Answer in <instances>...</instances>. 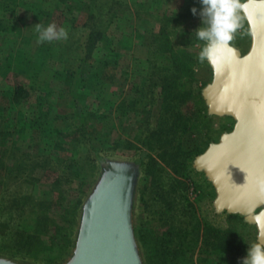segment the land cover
<instances>
[{"label": "rangeland", "instance_id": "rangeland-1", "mask_svg": "<svg viewBox=\"0 0 264 264\" xmlns=\"http://www.w3.org/2000/svg\"><path fill=\"white\" fill-rule=\"evenodd\" d=\"M200 10L199 0H0V106L6 109L0 121L1 257L64 262L103 159L139 165L133 226L144 264L161 235L185 227L192 238L198 223L200 235L205 225L234 233L246 256L256 227L239 215L216 214L213 187L192 163L234 125L231 118H209L200 94L212 78L206 61L198 60L206 46L194 33L202 26ZM237 15L241 28L231 45L245 53L251 38ZM39 23L64 28L68 38L38 43ZM95 32L105 40L88 41ZM104 61L110 66L101 74ZM94 73L101 77L93 84ZM162 85L179 96L183 132L172 128L178 117L161 124ZM16 87L25 99L2 95ZM49 90L52 97L43 102L53 107L55 131L46 138L30 130L26 118L36 93ZM159 127L169 128L165 145L143 146ZM76 203L72 219L68 209ZM220 242L201 253L200 238L180 264H221Z\"/></svg>", "mask_w": 264, "mask_h": 264}, {"label": "water", "instance_id": "water-1", "mask_svg": "<svg viewBox=\"0 0 264 264\" xmlns=\"http://www.w3.org/2000/svg\"><path fill=\"white\" fill-rule=\"evenodd\" d=\"M241 4L237 13L248 26L250 47L245 53L231 44L234 52L214 50L211 61L205 60L212 78L200 92L209 118H231L234 125L192 163L213 187L214 212L239 215L258 233L249 214L264 209L258 185L264 181V0ZM98 168L80 208L73 247L59 264H144L133 226L139 165L103 159ZM0 264L35 263L0 256Z\"/></svg>", "mask_w": 264, "mask_h": 264}, {"label": "trees", "instance_id": "trees-1", "mask_svg": "<svg viewBox=\"0 0 264 264\" xmlns=\"http://www.w3.org/2000/svg\"><path fill=\"white\" fill-rule=\"evenodd\" d=\"M95 37V39L93 38ZM96 38L100 39L101 42H103L105 39L104 36H100L99 32H95V34H91L88 37V41L96 40ZM110 66L106 61L103 62V65H101V74L102 70L106 67ZM94 81L93 84L98 81V78L101 77V75H97L96 73L93 74ZM103 86V83H102ZM90 90L92 91H98L100 89H94L93 86H89ZM53 92L49 90L48 92H39L36 93V102L34 106L29 109V114L31 113L30 117L26 118V122L29 126L30 130H35L36 132L40 133V135L44 137H50L53 135V127H52V120L50 119V112L52 111L53 107H51V104L44 103V97H52L50 93ZM101 93V92H97ZM4 96H12L15 99H25V91L21 87H16L13 92H5L2 93ZM162 97H163V108L162 109V123L166 124L167 120L170 117H178L175 119V121L172 124L173 129H177L180 132L185 131L186 125L183 124L182 117L180 115V112L178 110L177 101L179 100V96L177 93H175L170 85H162ZM53 100V98L51 99ZM25 103L27 102L24 101ZM6 109L4 107L0 106V121H4V116H6ZM25 111V110H24ZM23 111V112H24ZM22 112V113H23ZM59 115H65L64 112L61 110L58 111ZM22 115V114H21ZM160 124V123H159ZM160 127L157 130H154L151 132V134L143 139L141 141L142 145L145 147H148L150 149H153L154 147L162 148L166 143V138L169 134V128H163L159 130ZM83 127L79 135L83 134ZM50 134V135H48ZM185 154V153H183ZM93 162V161H92ZM146 169V173H150ZM70 210V216L73 219L76 214L77 210V203L72 208H69ZM195 227V226H194ZM173 228V227H171ZM200 224L198 223L196 225V228L192 231V238H189L188 230L185 227H179L176 230L173 231L171 229L168 231V233H164L159 237V239L154 243V245L150 248H148V253L146 252L147 256V264H180L181 262L186 260L185 255L187 253L192 254L195 250V245L197 244V241L201 238V246H200V252L204 253L205 251H212L216 250L218 246H220L222 240V246L224 249V254H226L225 259L222 260L221 264H239L244 251V245L242 240L236 236L232 232H223L218 229L212 228L208 225L203 226L202 234L200 235ZM69 245V241L65 240L63 250L66 251L65 248ZM64 251V253H65ZM184 255V256H183ZM183 256V257H182ZM181 257V258H180ZM189 258V257H187Z\"/></svg>", "mask_w": 264, "mask_h": 264}, {"label": "clouds", "instance_id": "clouds-1", "mask_svg": "<svg viewBox=\"0 0 264 264\" xmlns=\"http://www.w3.org/2000/svg\"><path fill=\"white\" fill-rule=\"evenodd\" d=\"M201 10L199 16L202 26L194 31L196 38L206 42L201 50L198 60L203 63L206 59L211 61L212 53L218 48L233 51L230 47L235 33L241 28L237 10L244 7L240 0H199ZM193 16L198 13L197 8L191 9ZM38 33V43L66 40L68 33L64 28H57L52 23L44 27L40 23L34 26ZM260 191L264 193V181H258ZM251 220L257 225V242L247 245V253L240 264H264V209L255 215L249 214Z\"/></svg>", "mask_w": 264, "mask_h": 264}, {"label": "crops", "instance_id": "crops-1", "mask_svg": "<svg viewBox=\"0 0 264 264\" xmlns=\"http://www.w3.org/2000/svg\"><path fill=\"white\" fill-rule=\"evenodd\" d=\"M35 131V130H34Z\"/></svg>", "mask_w": 264, "mask_h": 264}]
</instances>
